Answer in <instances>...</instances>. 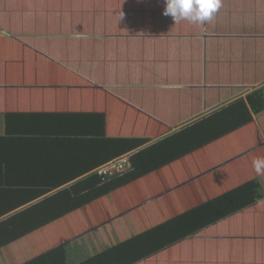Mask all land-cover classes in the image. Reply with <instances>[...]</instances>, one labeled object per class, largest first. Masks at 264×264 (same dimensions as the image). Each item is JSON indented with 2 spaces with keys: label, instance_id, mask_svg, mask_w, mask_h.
I'll use <instances>...</instances> for the list:
<instances>
[{
  "label": "crops",
  "instance_id": "obj_1",
  "mask_svg": "<svg viewBox=\"0 0 264 264\" xmlns=\"http://www.w3.org/2000/svg\"><path fill=\"white\" fill-rule=\"evenodd\" d=\"M164 7V0H0V111L10 99L15 111L38 113V122L57 113H104L107 138L137 137L125 129L128 120L113 117L133 110L134 117L150 116L159 122L156 128H168L167 135L193 126L168 144L169 154L189 150L175 162L185 174L193 167L194 176L213 169L208 163L237 156L235 149L216 151L220 142L233 147L229 136L210 141L214 132L200 122L264 86V0H221L204 24L175 22L162 14ZM13 65H35L36 76L12 80ZM254 119L257 140L243 158L256 175L253 161L264 157L258 149L264 150V112ZM47 129L43 126L45 135L5 136L0 124V167L5 168L0 184L17 189L12 184L37 169L26 164H45L54 142ZM71 138L63 141L67 161L74 152L91 160L89 147ZM234 138L244 139L241 131ZM232 162L224 163L230 168L225 172H235ZM31 194L25 192L18 202L29 201ZM9 204L11 197L0 200V210ZM260 209L262 214L244 223L246 229L232 221V236L225 225L224 235L198 240L202 254L218 263L264 264V206Z\"/></svg>",
  "mask_w": 264,
  "mask_h": 264
},
{
  "label": "trees",
  "instance_id": "obj_2",
  "mask_svg": "<svg viewBox=\"0 0 264 264\" xmlns=\"http://www.w3.org/2000/svg\"><path fill=\"white\" fill-rule=\"evenodd\" d=\"M34 67L11 66V79L34 78ZM37 84L44 85L41 80ZM9 101L1 105V134L45 135L44 126L55 143L44 156L45 164H26L37 169L12 184L17 189L10 182L0 184V200L11 197V205L0 210V264H226L204 256L198 240L224 235L225 225L229 229L225 233L232 236V221L244 224L252 215L262 214L264 175L247 170L243 155L257 140L254 117L264 112V86L200 122L214 132L210 141L229 136L234 148L220 142L216 151L235 149L238 157L227 159L233 161V174L225 172L230 169L225 160L213 166L208 163L206 167L213 169L196 176L191 175L193 167L186 168L185 174L182 165L176 164L189 150L181 151L182 147L169 154L168 142L180 139L193 126L167 135L168 128H156L159 122L150 116L134 117L138 114L133 110L113 117L128 120L127 126L123 123L125 129L137 137L107 138L104 113H57L38 122V113L17 112ZM239 131L243 145L234 138ZM66 137L88 146L86 153L92 159L82 160L84 154L74 152L67 161ZM258 149L264 154L261 146ZM125 155L130 169L124 173L102 176L96 172ZM4 169L0 167L1 172ZM31 191L29 201L18 202ZM237 234H243L242 230Z\"/></svg>",
  "mask_w": 264,
  "mask_h": 264
},
{
  "label": "clouds",
  "instance_id": "obj_3",
  "mask_svg": "<svg viewBox=\"0 0 264 264\" xmlns=\"http://www.w3.org/2000/svg\"><path fill=\"white\" fill-rule=\"evenodd\" d=\"M164 5L162 14L170 16L175 22L188 20L194 24H204L221 7V0H164ZM253 166L258 175H264V157L254 159Z\"/></svg>",
  "mask_w": 264,
  "mask_h": 264
},
{
  "label": "built area",
  "instance_id": "obj_4",
  "mask_svg": "<svg viewBox=\"0 0 264 264\" xmlns=\"http://www.w3.org/2000/svg\"><path fill=\"white\" fill-rule=\"evenodd\" d=\"M128 169H130L129 157L125 155L101 166L96 172L102 176H113L120 175Z\"/></svg>",
  "mask_w": 264,
  "mask_h": 264
},
{
  "label": "rangeland",
  "instance_id": "obj_5",
  "mask_svg": "<svg viewBox=\"0 0 264 264\" xmlns=\"http://www.w3.org/2000/svg\"><path fill=\"white\" fill-rule=\"evenodd\" d=\"M263 137H264V135H263ZM133 217V216H132Z\"/></svg>",
  "mask_w": 264,
  "mask_h": 264
}]
</instances>
